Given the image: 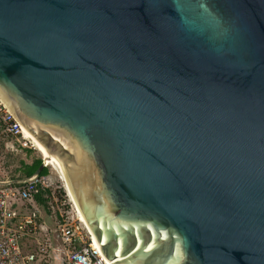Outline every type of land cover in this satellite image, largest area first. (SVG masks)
<instances>
[{
	"label": "water",
	"instance_id": "1",
	"mask_svg": "<svg viewBox=\"0 0 264 264\" xmlns=\"http://www.w3.org/2000/svg\"><path fill=\"white\" fill-rule=\"evenodd\" d=\"M0 92L109 264H264V0H0Z\"/></svg>",
	"mask_w": 264,
	"mask_h": 264
},
{
	"label": "built area",
	"instance_id": "2",
	"mask_svg": "<svg viewBox=\"0 0 264 264\" xmlns=\"http://www.w3.org/2000/svg\"><path fill=\"white\" fill-rule=\"evenodd\" d=\"M0 138L20 153L36 151L21 124L0 97ZM45 162V159L42 158ZM49 174L0 178V264H108L64 186L62 195ZM59 178V177H58ZM46 192V214L36 201Z\"/></svg>",
	"mask_w": 264,
	"mask_h": 264
},
{
	"label": "rangeland",
	"instance_id": "3",
	"mask_svg": "<svg viewBox=\"0 0 264 264\" xmlns=\"http://www.w3.org/2000/svg\"><path fill=\"white\" fill-rule=\"evenodd\" d=\"M3 141L0 138V178H5V177H14L18 176L19 173L16 172V169L19 167V163L21 161H26L27 163H31V160H28L26 157H23L22 154L17 153L15 151H12L8 147H6V144L3 146ZM36 155L40 156L41 155L37 152L34 151ZM50 171L54 177V181L56 182V186L59 187V190L61 191L62 195L64 194V188L62 182L58 178V175L55 171L50 168ZM53 260V261H52ZM50 263L46 264H55L56 260L52 259Z\"/></svg>",
	"mask_w": 264,
	"mask_h": 264
},
{
	"label": "bare ground",
	"instance_id": "4",
	"mask_svg": "<svg viewBox=\"0 0 264 264\" xmlns=\"http://www.w3.org/2000/svg\"><path fill=\"white\" fill-rule=\"evenodd\" d=\"M0 97L2 98V100L7 104V106L9 107V109L11 110V112L15 115L9 101L4 97V95L0 92ZM16 117V115H15ZM17 118V117H16ZM18 120V119H17ZM19 121V120H18ZM20 123V122H19ZM21 124V123H20ZM22 126V125H21ZM24 132L26 133L27 137L31 140V142L33 143V146L35 147L36 151L41 155L42 158L45 159V162L47 163V165L49 167L52 168L53 171H55L60 179V181L62 182L65 190L67 191L68 195L70 196L71 200L74 202L72 196H71V193L69 191V188H68V185H67V182H66V178H65V175L63 173V171L60 169V167L54 162V160L28 135V133L26 132V130L24 129V127L22 126ZM75 204V203H74ZM78 210V208H77ZM79 211V210H78ZM79 215H80V218H81V221L86 225L88 226L91 234L93 235V240H94V244L96 246V248L101 252L102 256L105 258L106 262L109 264V262L107 261L103 251L101 250L97 240L95 239L94 237V234L92 232V230L90 229L88 223L86 222V220L84 219V217L82 216V214L80 213L79 211Z\"/></svg>",
	"mask_w": 264,
	"mask_h": 264
},
{
	"label": "trees",
	"instance_id": "5",
	"mask_svg": "<svg viewBox=\"0 0 264 264\" xmlns=\"http://www.w3.org/2000/svg\"><path fill=\"white\" fill-rule=\"evenodd\" d=\"M2 141H3V144L5 145V140L2 139ZM27 151H29V150H27ZM32 152H34V151L30 150L29 154H32ZM42 163H43L42 158L35 159L31 164L27 163L26 161H21L19 163L20 164L19 167L16 169V172H18L19 175L18 176H14V177H18L19 179L30 178V177L36 175V173L40 169ZM48 174H49V169H47V168H45L41 172V176H45V175H48ZM45 194H46V192L40 191L39 194L36 197V201L43 208L44 212L46 214H49V212L47 211V200L44 197Z\"/></svg>",
	"mask_w": 264,
	"mask_h": 264
},
{
	"label": "crops",
	"instance_id": "6",
	"mask_svg": "<svg viewBox=\"0 0 264 264\" xmlns=\"http://www.w3.org/2000/svg\"><path fill=\"white\" fill-rule=\"evenodd\" d=\"M29 151H30V150H29ZM29 151H27V150H23V151L20 152V154H22L23 157H26L28 160H31V163H32L35 159H39V158H40V156L36 155L35 152H32V154H29ZM31 163H30V164H31ZM51 260H52V259H51ZM51 260H50L48 263H50ZM52 261H53V260H52ZM37 264H46V263H37ZM55 264H60V263L56 261Z\"/></svg>",
	"mask_w": 264,
	"mask_h": 264
},
{
	"label": "clouds",
	"instance_id": "7",
	"mask_svg": "<svg viewBox=\"0 0 264 264\" xmlns=\"http://www.w3.org/2000/svg\"><path fill=\"white\" fill-rule=\"evenodd\" d=\"M42 158V157H41Z\"/></svg>",
	"mask_w": 264,
	"mask_h": 264
}]
</instances>
